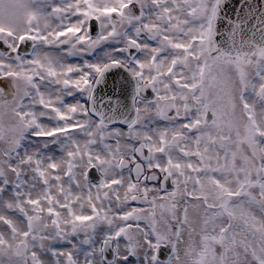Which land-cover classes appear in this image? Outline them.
Instances as JSON below:
<instances>
[{
  "label": "snow or ice",
  "instance_id": "obj_1",
  "mask_svg": "<svg viewBox=\"0 0 264 264\" xmlns=\"http://www.w3.org/2000/svg\"><path fill=\"white\" fill-rule=\"evenodd\" d=\"M0 264H264V0H0Z\"/></svg>",
  "mask_w": 264,
  "mask_h": 264
}]
</instances>
